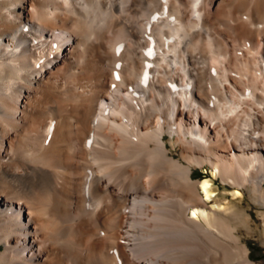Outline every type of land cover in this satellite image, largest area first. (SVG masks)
Segmentation results:
<instances>
[{"label": "bare ground", "instance_id": "1", "mask_svg": "<svg viewBox=\"0 0 264 264\" xmlns=\"http://www.w3.org/2000/svg\"><path fill=\"white\" fill-rule=\"evenodd\" d=\"M216 177L264 207V0H0V264H264Z\"/></svg>", "mask_w": 264, "mask_h": 264}, {"label": "rangeland", "instance_id": "2", "mask_svg": "<svg viewBox=\"0 0 264 264\" xmlns=\"http://www.w3.org/2000/svg\"><path fill=\"white\" fill-rule=\"evenodd\" d=\"M210 170L211 169L208 164H204L203 166L197 165L194 168V172H193L194 175L193 174L192 175L196 180H200L205 175H209V174L211 175ZM214 186H216L217 190L221 194L227 195L232 200V202H237L239 200V197H233L230 194V192L233 190L232 186L223 182L219 177L215 178ZM242 190H243V196L240 197L239 201L241 203H244L246 206H248V208L251 210V212L255 217V222L257 224H261L262 220L259 215V211L264 209V207L258 205L252 198H250L248 190H246L245 187H242ZM202 194L205 196L203 192ZM248 204H250V206ZM228 220H231V218H229ZM240 231L242 232L244 239L248 242V245L250 247L251 257H253L255 260L259 262L261 261L262 263H264V240L261 237L260 234L261 232L257 229H250L249 232L243 227L241 228Z\"/></svg>", "mask_w": 264, "mask_h": 264}]
</instances>
